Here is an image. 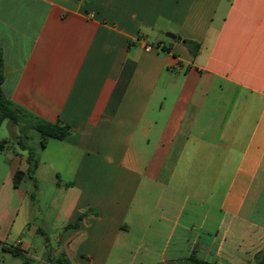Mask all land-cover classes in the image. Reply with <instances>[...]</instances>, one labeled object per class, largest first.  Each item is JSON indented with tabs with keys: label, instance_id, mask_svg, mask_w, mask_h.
Listing matches in <instances>:
<instances>
[{
	"label": "crops",
	"instance_id": "1",
	"mask_svg": "<svg viewBox=\"0 0 264 264\" xmlns=\"http://www.w3.org/2000/svg\"><path fill=\"white\" fill-rule=\"evenodd\" d=\"M0 49L70 126L18 186L0 136V264L264 260V0H0Z\"/></svg>",
	"mask_w": 264,
	"mask_h": 264
},
{
	"label": "trees",
	"instance_id": "2",
	"mask_svg": "<svg viewBox=\"0 0 264 264\" xmlns=\"http://www.w3.org/2000/svg\"><path fill=\"white\" fill-rule=\"evenodd\" d=\"M185 44L188 46L190 51L193 54H196L200 48V44L191 40H184ZM5 80V67H4V56L3 52L0 49V123L4 120L8 119L10 123H13L16 126H20V131H24L26 127H32L42 134L41 145L44 146L49 138H56L62 139L65 137L69 131L70 126L68 124H62L60 121L57 122H50L44 119H41L26 109L20 107L13 101H11L5 95L2 84ZM26 123V126L21 124ZM24 139L21 136L18 137V143L23 148L26 149L27 147L24 144ZM27 160V167L22 169L20 168L15 176H14V183L15 185H20L21 182L26 178H32V173L36 167L37 161L34 158V152L32 149L28 150ZM34 185H36V181L34 180ZM84 214H81L77 221L72 224L71 226H77L79 221L83 218ZM260 254H257V264H264V260H260ZM56 264H69L68 261L64 257L57 258L54 260ZM180 264H211L207 261L199 260L193 256L185 258L180 262Z\"/></svg>",
	"mask_w": 264,
	"mask_h": 264
},
{
	"label": "rangeland",
	"instance_id": "3",
	"mask_svg": "<svg viewBox=\"0 0 264 264\" xmlns=\"http://www.w3.org/2000/svg\"><path fill=\"white\" fill-rule=\"evenodd\" d=\"M26 134L28 135L27 143L29 144V146L36 148L38 151L42 139V134L40 131L31 129L29 127H26L24 131H20V126H16L13 123H10L8 119L4 120L1 123L0 136H8L11 145L24 156H27L28 152L24 150L17 141L19 136H21V138L25 140Z\"/></svg>",
	"mask_w": 264,
	"mask_h": 264
},
{
	"label": "water",
	"instance_id": "4",
	"mask_svg": "<svg viewBox=\"0 0 264 264\" xmlns=\"http://www.w3.org/2000/svg\"><path fill=\"white\" fill-rule=\"evenodd\" d=\"M165 34H166L167 36L171 37V38H176V35L173 34V33H171V32H166ZM166 264H167V262H166ZM170 264H172V262H170Z\"/></svg>",
	"mask_w": 264,
	"mask_h": 264
}]
</instances>
